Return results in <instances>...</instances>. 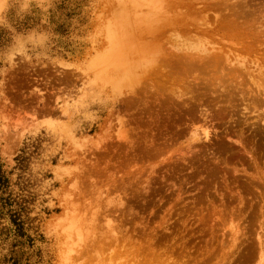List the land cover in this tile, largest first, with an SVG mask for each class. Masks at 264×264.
<instances>
[{
	"label": "rangeland",
	"instance_id": "374dc122",
	"mask_svg": "<svg viewBox=\"0 0 264 264\" xmlns=\"http://www.w3.org/2000/svg\"><path fill=\"white\" fill-rule=\"evenodd\" d=\"M0 32L51 264H264V0H0Z\"/></svg>",
	"mask_w": 264,
	"mask_h": 264
},
{
	"label": "trees",
	"instance_id": "16d2710c",
	"mask_svg": "<svg viewBox=\"0 0 264 264\" xmlns=\"http://www.w3.org/2000/svg\"><path fill=\"white\" fill-rule=\"evenodd\" d=\"M5 40L0 32V46ZM27 145L16 157L20 172L15 181L0 154V264H51L42 246L46 241L42 219L34 214L35 192L24 175L31 155Z\"/></svg>",
	"mask_w": 264,
	"mask_h": 264
}]
</instances>
